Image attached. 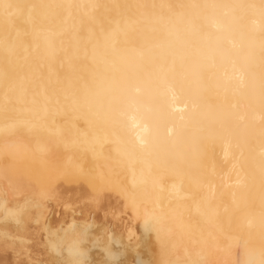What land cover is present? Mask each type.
Returning <instances> with one entry per match:
<instances>
[{
	"label": "bare ground",
	"instance_id": "obj_1",
	"mask_svg": "<svg viewBox=\"0 0 264 264\" xmlns=\"http://www.w3.org/2000/svg\"><path fill=\"white\" fill-rule=\"evenodd\" d=\"M62 185L113 196L119 231L77 223V195L51 229ZM0 221L2 248L38 224L64 264H97L95 246L109 264H264V0H0ZM143 239L152 261L131 259Z\"/></svg>",
	"mask_w": 264,
	"mask_h": 264
},
{
	"label": "rangeland",
	"instance_id": "obj_2",
	"mask_svg": "<svg viewBox=\"0 0 264 264\" xmlns=\"http://www.w3.org/2000/svg\"><path fill=\"white\" fill-rule=\"evenodd\" d=\"M49 151H50V152H49ZM51 151H52V152H51ZM55 152H56V151H54V148H52V150L49 149V150L46 152V154H44V155L46 156V160L49 161V159L51 158L52 165L54 164V162L57 163L58 160H59V161L61 160L60 162L58 161L59 163H61V162L63 163V162L66 161V158L64 159V156H60V155H59V157H56V156H58V153H57V152L55 153ZM51 154H55V156H52ZM51 156H52L54 159H53ZM77 156H78V157H77ZM80 156H81V155H74V157H73V156H72V157H73L74 159H77V158H78V159H79V158L82 159V157H84V156H81V157H80ZM49 157H50V158H49ZM85 157H86V156H85ZM55 158H56V159H55ZM86 158H87L88 160H87ZM86 158H83L84 162L89 163V162L91 161L90 158H88V157H86ZM62 160H63V161H62ZM64 160H65V161H64ZM53 161H54V162H53ZM46 162H47V161H46ZM51 162H47V163H48V164H51ZM57 164H58V163H57ZM54 165H55V164H54ZM62 186H63V185H62ZM59 188H60L59 191H61V194L58 193V197H60L61 199H58V198H50V199L52 200L53 203H51V200H50V201L47 200L48 205H51L50 208L53 209V210L51 211V214L49 215V218H51L50 220L52 221V222H51V225L49 226L50 228H51V226L53 225L52 228L54 229V228L56 227V225H57L56 228L58 229V224H59V227H61V226L64 224L61 228H66V227H68V226H65V224H67V223H68V225L70 224V223L68 222V221H69V220H68V219H69V218H68V217H69L68 215H69V213H70V211H68V209L71 210L72 207L70 206V203L75 202V203H77V205H75L74 203L71 204V205L73 206V208H74V205H75V208H74V209L72 208L70 214H73V213L75 214V212H76V215H75V216L77 217V219H76V220H77V223H78V221H81V222L85 221L86 219H84V218H86V216H87L88 214H89L90 216H93L92 213H93L94 215H96V213L98 214L97 217L94 216V217H95L94 219H93L92 217H89V218L87 217V221H85V223L88 222V220H89V222H90L91 218H92L95 222L97 221V222L95 223L93 220H91L90 223L94 222L95 224L92 223V224H94V225H92V224L90 225V223H88V224L86 223V224H87V225H90V228H89L90 230L94 228V229H96L95 231H98V232L100 233V234H98L99 237H98V235H97V238H98V239L100 238L101 242L104 241V238H106L107 235H108V236H109L110 234H113V235H114V234H116V233L119 231V228H120V227L117 226V225H119V223H118V222H114V221H115V220L117 221V217H119V216H116V214H117V215H120V214L123 215V213L120 212V211H122V210H121L122 208L120 207V206H122V204H120L119 201L116 202L117 200H116L115 198H113L112 195H110V194L107 195V198L112 196V198H110L111 200H110L109 198H108V199L106 198L107 200H105L106 203H108V204H113L112 206L107 204L109 207L111 206L110 208H108V206L105 207L106 204H105V201H104V200H103L104 203H103V202L98 203V205H97L98 207H96V205H93L94 203H92V205L94 206V207H93L92 205H89L91 202H93L92 199H91V200L89 199V200H90V203H89V202H88V199H87V201H86V199H84L85 197H81V196H80V195H82V194H79V193H81V190H82V189H79V192H78L77 189H78L79 187H77V186L75 187L74 185H73V186L71 185V188H70V187H67V188L65 189V186H63L62 188H61V186H60ZM59 188H58V189H59ZM68 188H69V189H68ZM75 188H77V189H75ZM80 188H81V186H80ZM63 189H64V190H63ZM71 189H72L73 191H72ZM66 190H68V192H67ZM76 190H77V191H76ZM57 191H58V190H57ZM63 191H64V192H63ZM62 192H63V194H62ZM65 192H66V193H69V194L67 195ZM70 193H71V194H70ZM64 194H65V196H64ZM73 194H75V195H73ZM60 195L63 196V197H65V199H64L63 197H61ZM71 195H73V196L71 197ZM76 195H77V196H76ZM78 195H79V197L83 198V200H85V201L83 202L82 200H80V198L78 197ZM109 195H110V196H109ZM69 196H70V198H68ZM75 196H76V197H75ZM74 197H75V199H74ZM66 198H67V200H66ZM76 198H78V200L80 201V203H81L82 205H84V206H83V207H84V210H86V211L88 210L89 213H88V211H87V212H86V211L84 212L83 209H81V208H82V205H81V204H80V206L78 205L79 203H78V200H77ZM54 199H57V200H59V201L61 200L60 202L55 200V204H56V202H57V204L59 203V204H58L59 206H58L57 204H56V205L54 204ZM62 199H63V200H62ZM68 199H69V200H68ZM70 199H72V201H73V199H74V201L72 202ZM113 199H115L116 201H114ZM11 200H12V199H11ZM75 200H76V201H75ZM108 200H109L111 203H109ZM48 201H49V202H48ZM63 201H65V204H68V203H69L67 206H68V207L70 206V208H67V207L65 206V204H64ZM70 201H71V202H70ZM112 201H114L116 204H115V203H112ZM61 202H62L64 205H63ZM82 202H83L84 204H83ZM86 202H87L88 204H86ZM50 203H51V204H50ZM101 203H102V205L104 204L103 207L101 206V208L103 209V208L105 207V208H104L105 210H102V212H100V211H101V208H100V206H99V204L101 205ZM118 203H119V204H118ZM60 204H61V207H60ZM85 204H86V206H85ZM96 204H97V203H96ZM117 204H118L119 209H118V207L115 208ZM53 205H54V208H53ZM62 205H63V206H62ZM114 205H115V206H114ZM56 206H57V207H56ZM88 206L91 207V208H89L90 210L87 209ZM113 206H114V207H113ZM64 207H65V208H64ZM76 207L79 208L81 212L79 211V209H76ZM80 207H81V208H80ZM85 208H86V209H85ZM97 208H98V209H97ZM106 208H107V210L110 211V212L113 211V212H112L113 214H112V213H108V211L106 210ZM111 208H113L114 210L111 209ZM120 208H121V209H120ZM55 209H56V211H58L56 214H55V212H56ZM95 209H96L97 211H94ZM109 209H110V210H109ZM117 209H118V210H117ZM62 210H63V211H62ZM74 210H75V211H74ZM92 210H93V211H92ZM116 210H117V212H116ZM119 210H120V211H119ZM53 211H55V212L53 213ZM65 211H67V212H65ZM105 211H106L107 214L105 213ZM114 211H115L116 214L114 213ZM59 212H60V213H59ZM77 212H79V213H77ZM83 212H84V213H87V214L83 215V214H84ZM94 212H95V213H94ZM99 212H100V213H99ZM119 212H120V213H119ZM52 213H53V214H52ZM62 213H63V214H62ZM82 213H83V214H82ZM101 213H102V214H101ZM103 213H104V215H103ZM54 214H55V215H54ZM60 214H61V215H60ZM79 214H81V215H79ZM105 214H106V215H105ZM111 214H112V215H111ZM114 214H115V215H114ZM53 215H54V217H53L54 220L52 219V216H53ZM56 215H58L59 217L56 216ZM66 215H67V216H66ZM89 215H88V216H89ZM99 215H100V216L103 215V216H101V217L98 218ZM109 215H111L112 218H111V217H108V218L106 219V217L109 216ZM82 216H84V217H82ZM114 216H116V218H115ZM81 217H82V218H81ZM113 217H114V218H113ZM67 218H68V219H67ZM96 218H97V219H96ZM102 218H103V219H102ZM56 219H57V221H56ZM82 219H84V220H82ZM95 219H96V220H95ZM104 219H105V220H104ZM65 220H67V221H66L67 223L65 222ZM101 220H102V221H101ZM107 220H108V222H107ZM110 220H111V222H112V223L110 222L111 225L109 224V221H110ZM53 221H54V222H53ZM99 221H100V223H99ZM0 222H1V221H0ZM49 222H50V221H49ZM60 222H61V224H60ZM81 222H79V223H81ZM104 222L110 226V227L108 226V227H109L108 229H107L106 224H104ZM113 223H116V224L113 225ZM0 224H1V223H0ZM36 224H37V223H36ZM54 224H55V225H54ZM99 224H100V225H99ZM37 225H38V224H37ZM37 225H35L36 228H37V229H35V226L32 224L30 230H32L33 232L31 231V233L29 232L28 235L23 236L24 239H25V238H26V239H27V238L29 239L28 243L26 244L27 247H26V245L21 241V240H23V241H25V240H24L22 237H21V240L18 238V239H19L18 242H22V245L24 244L25 246L23 245V248H22V245H21V247H19L20 249H19V248H17V249H19V250L23 249L24 251H23V250H21V251L18 250V251H17V249H16V250H15V249H12V251H13V250H14V251H13V252L10 251V252L14 255V256H13L12 254L10 255L9 250H11V248H10V246H8V244H7V246H4V245H3V246H4L3 248H2V245L0 244V246H1L0 249H2L1 252H0L1 255H2V256L0 255V260H1L0 263H1V264H3L4 261H6V262L8 261L7 264H18L20 261H21V263H19V264H24V263L27 264L28 261L31 262V261H33V260H34L33 263H34V264H37L36 261H37L38 259H39V260H38L39 262H38V261H37V262L40 263V264H45V263H46V264H62V263L64 262L63 260L61 261V259H62V256H61V255H62V254H59V253H57V252L55 253L54 251H52L53 253H55V255H54V254L51 252V250L49 251V249L47 250V249H45V248L42 249V247L48 246V245H45V244H47V243H46V240L44 239V236L46 237V234L44 233V230H42L43 232L40 231V230L38 229ZM102 225H104L103 228H102ZM112 225H113V226H112ZM64 226H65V227H64ZM105 226H106V228H105ZM114 226H116V228H118V231H116L117 229H114V228H115ZM97 227L99 228L98 230H97ZM100 227H101V228H100ZM112 227H113V228H112ZM33 228H34L35 230H37V233H35V230H33ZM52 228H51V229H52ZM40 229H41V228H40ZM51 229H50V230H51ZM57 229H55V230L58 231ZM94 229H93V230H94ZM104 229H105V230H104ZM112 229H113V231H112ZM30 230H29V231H30ZM93 230H91V231H92L93 234H95V231H93ZM106 230H110V232H111V231H112V232H111V233H108L109 231L107 232ZM39 231L42 232V233L39 234V233H38ZM52 231H54V230H52ZM103 231H104V234H102ZM114 231H115V232H114ZM45 232H46V231H45ZM98 232H96V233H98ZM113 232H114V233H113ZM43 233H44V234H43ZM33 234H36V235H33ZM38 234H39V235H38ZM42 234H43V235H42ZM0 235H1V233H0ZM31 235H32V237H31ZM104 235H106V236L104 237ZM28 236H29L30 238H29ZM33 236L36 237V238H34V240H35L34 243L37 242V243H36L37 245L34 244L33 242L29 243L30 241L33 240ZM139 236H140V235H139ZM139 236H138V237H139ZM37 237H38V238H37ZM141 237H142V236H140V238H141ZM1 238H2V236H1ZM42 238H43L44 240H43ZM140 238H139V240L142 239V238H141V239H140ZM5 239H6V241H7V240H10V239H7V238H5ZM11 239H12V238H11ZM30 239H31V240H30ZM36 239H37V240H36ZM38 239H39V243H40V244H41V242L44 244V245H40L41 248H40V246H39ZM13 240L16 241L17 238H16V240H15V239H13ZM34 240H33V241H34ZM40 240H41V241H40ZM26 241H27V240H26ZM143 241H144V242L146 241V242H145L146 244L143 243ZM143 241H140V242L137 244L139 247H137V245L134 246V247H137V248H135L136 251H135L134 249H131L130 252H129L130 254H131L132 252L135 254V256H133V254H131V255H132V256H131V259L134 258V259H133L134 261H135V259H136L138 256H141V255H142L143 257L146 255L147 258H145V257H146V256H145L144 259H146V260H148V261H152V259L154 258V257H153L154 254H156V251H155V248L153 247V245L150 244V243H148V241L145 240V239H143ZM141 242H142V243H141ZM99 243H100V242H99ZM16 244H17V243H16ZM28 244H30V245H32V246H29ZM142 244H145L146 246H144V245H142ZM5 245H6V244H5ZM140 245H141L142 248L140 247ZM148 245H149V248H150V249L147 247ZM28 246H29V247H28ZM33 246H36V247H37V248H36L37 251H38L39 249H41V250L38 251V252H39L38 254H41V256H39V255H35V254H37V251H36L35 248L32 249ZM38 246H39V249H38ZM8 247H9L10 249H8ZM30 247H31V248H30ZM99 247H100V246H99ZM99 247H97V246H95V248L92 247L93 249H91V251H90V252L92 253L93 257H94V255L98 257V258L96 259V262H98L97 264H100V262L103 263V262L106 261V260H107V261H106L107 263H105V264H109V262H108L109 260H108L107 257L105 256L104 252L101 250V247H100V248H99ZM146 247H147V249H146ZM5 248H6V249H5ZM12 248H13V247H12ZM46 248H48V247H46ZM138 248H139L140 251H138ZM143 248H144V249H143ZM7 249H8V252H9V253H7V256H6V253H5V252H7ZM25 249H27V250H25ZM31 249H32V252H31V254L29 255V256H30V258H29V256H26V255L29 254L28 251L31 250ZM44 249H45L46 251H45ZM34 250H35V251H34ZM16 251H17V252H16ZM33 251H34V252H33ZM43 251H45V253L48 251V252L46 253L47 257H46V255L43 253ZM3 252H4V253H3ZM14 252H15V253H14ZM18 252L21 253V254H23V255H25V254H26V255H25V256H21V255H20V256H19L20 258H19V257L16 258L17 256L15 257V255H16V253H18ZM26 252H27V253H26ZM41 252H42L44 255H43ZM147 252H148V255L146 254ZM99 253H102V254H104V255L99 254ZM3 254H4L5 256H3ZM32 254H33V255H32ZM97 254H98V255H97ZM130 254H128L127 256H130ZM151 254H153V255H151ZM9 255H10V256H9ZM17 255H19V254H17ZM49 255H50V256H49ZM100 255H101V256H100ZM12 256H13V258H12ZM32 256H34L33 259H31ZM35 256H36V257H35ZM42 256H44V257H42ZM102 256H104V257H102ZM142 256H141V257H142ZM151 256H152V258H151ZM8 257H9V258H8ZM21 257H22V258H21ZM38 257H39V258H38ZM49 257H50L51 261H50ZM57 257H58V258H57ZM60 257H61V258H60ZM143 257H142V258H143ZM6 258H7L8 260H7ZM24 258H25V259H24ZM34 258H35V259H34ZM47 258H48V259H47ZM122 258H124V256H122L121 259H122ZM148 258H150V259H148ZM4 259H5V260H4ZM16 259H18V260L16 261ZM19 259H20V261H19ZM21 259H23V262H22ZM29 259H30V260H29ZM36 259H37V260H36ZM40 259H41V260H40ZM42 259H44V262H45V261H46V262H45V263H44V262L42 263V261H43ZM46 259H47V260H46ZM54 259H55V260H54ZM57 259H59V260H57ZM102 259H103V260H102ZM2 260H3V261H2ZM10 260H11V262H10ZM26 260H27V261H26ZM100 260H101V261H100ZM129 260H130V259H129ZM133 260H131L130 263H131V262H134ZM153 260H154V259H153ZM47 261H49V262H47ZM55 261H56V262H55ZM6 262H5L4 264H6ZM9 262H10V263H9ZM12 262H14V263H12ZM30 262H29L28 264H33L32 262H31V263H30ZM51 262H52V263H51ZM134 263H135V262H134ZM134 263H133V264H134ZM63 264H64V263H63Z\"/></svg>",
	"mask_w": 264,
	"mask_h": 264
}]
</instances>
